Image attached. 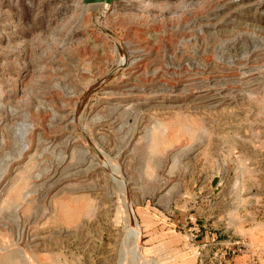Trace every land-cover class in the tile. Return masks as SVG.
<instances>
[{
	"label": "rangeland",
	"instance_id": "rangeland-1",
	"mask_svg": "<svg viewBox=\"0 0 264 264\" xmlns=\"http://www.w3.org/2000/svg\"><path fill=\"white\" fill-rule=\"evenodd\" d=\"M191 219L264 244V0H0V264H202Z\"/></svg>",
	"mask_w": 264,
	"mask_h": 264
},
{
	"label": "built area",
	"instance_id": "built-area-1",
	"mask_svg": "<svg viewBox=\"0 0 264 264\" xmlns=\"http://www.w3.org/2000/svg\"><path fill=\"white\" fill-rule=\"evenodd\" d=\"M188 232L191 243H194L196 238L202 233L201 225L196 220L191 219ZM255 244L249 237L229 236L220 240L214 246L211 253L205 257L204 262L206 264H257L259 263L258 258H256L257 252H261L262 247L258 243ZM248 254L253 255L254 258L245 261L235 260Z\"/></svg>",
	"mask_w": 264,
	"mask_h": 264
},
{
	"label": "crops",
	"instance_id": "crops-1",
	"mask_svg": "<svg viewBox=\"0 0 264 264\" xmlns=\"http://www.w3.org/2000/svg\"><path fill=\"white\" fill-rule=\"evenodd\" d=\"M205 226V225H204ZM231 233V234H230ZM226 232V230H214V231H210L209 229H204L202 231V233L196 238L194 243H191L190 240V235L188 230H186L184 232L183 238L186 240V243H188V246H190L191 248H196L197 249V253L200 257V262L202 264H206L204 262V259L206 256H208L211 251L213 250L214 246L222 239H226L229 236H244V237H249L252 242L258 243V245H261L262 249L261 252H257V256L256 258H258V262L257 264H264V257L262 256L264 254V244L263 242H254V239L252 237H250L249 234L247 233H243L241 231V227L239 229H234L231 232ZM256 245V244H255ZM258 248V246H257ZM254 256L253 255H244L240 258L235 259L236 261H245V260H251L253 259Z\"/></svg>",
	"mask_w": 264,
	"mask_h": 264
},
{
	"label": "bare ground",
	"instance_id": "bare-ground-1",
	"mask_svg": "<svg viewBox=\"0 0 264 264\" xmlns=\"http://www.w3.org/2000/svg\"><path fill=\"white\" fill-rule=\"evenodd\" d=\"M101 4L105 7L106 10H111L113 7V1L112 0H106L104 2H101ZM132 226H136L137 228H135V232L133 234H135L138 237V241H139V237H140V231H139V226L136 224V222L134 223V225ZM135 236V237H136ZM132 237V236H131ZM137 240V239H136ZM136 243V242H135ZM138 244V243H137ZM137 246V245H134ZM138 248V247H137ZM131 249V248H130ZM136 252V250H134ZM135 256V255H134Z\"/></svg>",
	"mask_w": 264,
	"mask_h": 264
},
{
	"label": "water",
	"instance_id": "water-1",
	"mask_svg": "<svg viewBox=\"0 0 264 264\" xmlns=\"http://www.w3.org/2000/svg\"><path fill=\"white\" fill-rule=\"evenodd\" d=\"M83 1L86 4H92V3H101V2H104L106 0H83ZM112 1L114 2L116 0H112ZM218 180H219V177L218 176H215L214 179H213V185L214 186L217 185V188L219 189L220 188V184L218 183ZM132 212H133V209H132Z\"/></svg>",
	"mask_w": 264,
	"mask_h": 264
}]
</instances>
